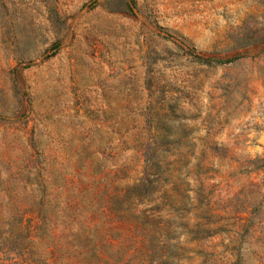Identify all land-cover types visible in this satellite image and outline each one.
I'll list each match as a JSON object with an SVG mask.
<instances>
[{
  "label": "rangeland",
  "instance_id": "1",
  "mask_svg": "<svg viewBox=\"0 0 264 264\" xmlns=\"http://www.w3.org/2000/svg\"><path fill=\"white\" fill-rule=\"evenodd\" d=\"M0 264H264V0H0Z\"/></svg>",
  "mask_w": 264,
  "mask_h": 264
}]
</instances>
